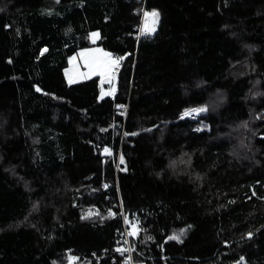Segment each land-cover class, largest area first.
Listing matches in <instances>:
<instances>
[{
  "label": "trees",
  "instance_id": "trees-1",
  "mask_svg": "<svg viewBox=\"0 0 264 264\" xmlns=\"http://www.w3.org/2000/svg\"><path fill=\"white\" fill-rule=\"evenodd\" d=\"M0 9V264H264V0ZM95 46L102 101L64 73Z\"/></svg>",
  "mask_w": 264,
  "mask_h": 264
},
{
  "label": "snow or ice",
  "instance_id": "snow-or-ice-1",
  "mask_svg": "<svg viewBox=\"0 0 264 264\" xmlns=\"http://www.w3.org/2000/svg\"><path fill=\"white\" fill-rule=\"evenodd\" d=\"M2 10V9H0ZM146 16L149 14H145ZM151 15L153 17H155L156 19L159 18V13L156 12L155 10L151 13ZM155 26V21L153 22V27ZM94 37L98 35V33H93L92 34ZM43 51H47V49H44ZM80 56H82L84 58V67L87 68V72L85 73H81V75L85 76V77H90L92 75H99L100 77H102V81L101 83L104 82V80H108L109 83L114 82L115 80V74H116V70L119 68V62L120 60L123 59V57H118L116 59L112 58V54L109 52H105L101 49H95V50H90V49H84L82 50V52L80 53ZM75 57L70 58V62L71 60H74ZM10 62V61H9ZM73 77L69 76V83L73 82ZM37 91H41V89L39 87H37L36 89ZM115 89H113L112 91L114 92ZM105 95V93L103 92V89H101V96ZM107 95H112V92L107 93ZM118 107H123V105H118ZM192 111H202V109H193ZM185 115H188V112L184 113ZM127 135V133H126ZM133 135H135V133H133ZM105 152H108L109 150L107 148L104 149ZM121 162L124 161V157L121 156L120 157ZM135 234V233H133ZM249 236H251V233H249ZM169 239H179L178 236H172L169 237ZM119 251V249H118ZM75 259V258H73Z\"/></svg>",
  "mask_w": 264,
  "mask_h": 264
},
{
  "label": "rangeland",
  "instance_id": "rangeland-1",
  "mask_svg": "<svg viewBox=\"0 0 264 264\" xmlns=\"http://www.w3.org/2000/svg\"><path fill=\"white\" fill-rule=\"evenodd\" d=\"M145 14L146 13H143L141 32H142V34L151 35L158 28L159 18L156 19L155 17H153L151 15V13H147V14H149L147 16ZM154 21H155V26L153 27V22ZM92 34H91V41L96 43L99 40V34L97 36H95V37ZM89 49L90 50H95V49L103 50L102 48H100L98 46H95V47H92V48H89ZM103 51H105V50H103ZM81 52H82V50H80L77 54L72 56V57H75V59L71 60V62H70V59H69L68 68L65 69L64 73H65V78H66V82H67L68 85H73V84H77V83H80V82H85V81L91 80V79L96 78V77H99V78L102 79V77H100L99 75H92L90 77H85V76L81 75V73L87 72V68H85L83 66L85 61H84V58L82 56H80ZM105 52H107V51H105ZM112 58L116 59L117 57L112 54ZM120 62H119V68L116 70L115 76L120 71ZM69 76H72L74 78L72 83H69ZM115 80H116V78H115ZM113 89H115L114 86L112 87L111 92L115 93V90H114V92L112 91ZM126 225L130 229V231H129V235L130 236H137L139 234L141 228H140V226L138 224L137 217H136V215L134 213H129L127 215V217H126ZM133 233H135V234H133Z\"/></svg>",
  "mask_w": 264,
  "mask_h": 264
},
{
  "label": "water",
  "instance_id": "water-1",
  "mask_svg": "<svg viewBox=\"0 0 264 264\" xmlns=\"http://www.w3.org/2000/svg\"><path fill=\"white\" fill-rule=\"evenodd\" d=\"M117 75L115 76V78L117 77ZM101 81H100V84H99L100 89H104V87H107L108 89L106 91H103L105 93V95L101 96V94H100V96H99V100L100 101L104 100L107 96H109V95H107V93L111 92V89H112L113 86L115 87V90L117 89V80H115L112 83H109L108 80H106V79L104 80L103 83H101ZM37 93L42 94V91H37Z\"/></svg>",
  "mask_w": 264,
  "mask_h": 264
},
{
  "label": "built area",
  "instance_id": "built-area-1",
  "mask_svg": "<svg viewBox=\"0 0 264 264\" xmlns=\"http://www.w3.org/2000/svg\"><path fill=\"white\" fill-rule=\"evenodd\" d=\"M192 119H195V117L192 116ZM129 251H130V249H129ZM128 262H129L130 264H132L131 260H129Z\"/></svg>",
  "mask_w": 264,
  "mask_h": 264
}]
</instances>
